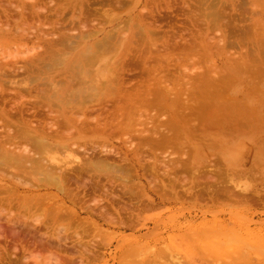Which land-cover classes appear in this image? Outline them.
I'll return each mask as SVG.
<instances>
[{
  "label": "bare ground",
  "instance_id": "obj_1",
  "mask_svg": "<svg viewBox=\"0 0 264 264\" xmlns=\"http://www.w3.org/2000/svg\"><path fill=\"white\" fill-rule=\"evenodd\" d=\"M120 1H122V0H117L116 2L113 0H106L105 2H103V6L101 5L103 7V9L101 8L102 10L100 11V9H93V7H92L93 3L91 0H12V1L0 0V34L2 33V36H4V37H12L13 36V37H15V39H17L19 41H26L27 40L26 42H28V40L29 41L34 40V42H35V40H36V41H38V43H40L39 41H42V40H45L46 38H49L51 35H52L51 37L54 36V38L56 36L57 39L59 38L58 41L51 42L47 47V48H49V46H50V48L48 50L49 52L47 51L48 55H51V53L53 55V53L55 54V52H56V50H55L56 46H57V48H59L60 46H62V48H63V46L65 47V45H67V46L71 45V48L73 47L74 37L70 36L71 32H72V34L75 32H77V33L80 32V36L86 35L85 37H87V38H85L84 41H86V39H88V38L92 39L91 36L94 37V35H95L94 32H96L97 34L100 33L98 31L102 32L103 31V30H101L102 28L99 30L98 26L102 25V27H104V25L101 24V22H100V25L98 22L95 23L96 19H99L101 21V18H102V19H104V21L105 20L110 21L114 18V21L112 20L111 22L115 23V21H116L115 17L118 19L117 16H119V15L116 16V15H114L116 13L113 14L112 11H114L115 9L114 10L113 9H104V5L106 3V5H108V7L111 8L112 5H114L116 3H118V4L121 3ZM101 2H102V0H101ZM199 2H200V0H199ZM260 2L262 4V1H260ZM204 3L205 2H203L202 5ZM206 3H207V0H206ZM98 4H100V3L98 2ZM121 4H123V1ZM256 7H258V6H256ZM210 8H209V10H210ZM262 9H264V8H262ZM205 11H208V10H205ZM215 11H216V9L214 10V12ZM223 11H224V9H223ZM179 12H180V10H179ZM199 12H201V11H199ZM155 13H156L155 11H152V12H150L149 15L147 12V13H144V14H146L145 16H142V17L139 16L140 23L143 26L142 27L143 29L141 32L144 33L143 35H145V36H143L142 43L137 47L139 49L138 53H140V54L143 53V56L142 57L139 56V58H136V56H137V53H136V55H134L135 58L132 60L123 58L121 62H118V63L116 62L112 65L110 63H108L111 66L105 70L106 73H110V75H109L110 78H108L107 80H105V78H104V76H106V78H107V74L104 73L105 71H103V69H102V71L105 75L103 73L97 74L99 71L96 73L95 70H92L95 72L93 75V72L92 71L90 72V70H88L90 68L87 67V66L93 67V65L96 63V61H97V63H96L97 65H98V63L103 64L102 62L100 63L98 61V58H99L100 54H101V57H103L102 55L108 53V52L105 53L106 51H104L102 49H104V46H105V48H107L109 43H111V42H109V40L107 39L106 36H105L106 37L105 40L106 39L108 40V41L106 40V42H108L106 45L102 46V48L98 47L99 46L98 43H100L101 42L100 41L91 47L89 46L91 48V50L89 51L87 48L88 52L87 51L86 52L88 54L86 53V55H85L84 53H82V54H84L83 56H85V59L82 58V61H81V59H78V60H80L78 62V64L79 63L82 64V65H79L80 66L79 70L84 68L87 71H89L90 73L87 72L86 70L82 69V72L85 71L86 74H88V76L85 75V77L89 78V79L87 78V80H86V78H84L85 72H84V74H81L78 71L77 75L79 77L82 76L83 78L80 77V79L82 78L81 79L82 82H80V81L78 82V80H75V81H77V82H74V84L77 83L76 86H74L73 81H74V79H76L75 77L77 75L75 74L76 71H75V68H73V67L78 66V64H77L78 60H76V64H74L75 66L71 65V67H70L71 69H74V71H75L74 74L76 75V76H74V79L71 77H70V79H68L72 82L73 85L71 84L70 81L68 82V80L65 79V77L62 78L63 79L62 80L61 75L60 76L57 75L60 78L61 82L60 81L57 82V80H55L57 78H55L54 81H56V82H54V84H53V81L51 80V77H48V78L45 77L46 76L45 70L47 68H49V69H47V71H49L50 67H52V65H50V64L48 65V63H46L47 59L45 58V54L47 52L45 49H47V48H45V47H44L45 49L40 48V50L43 49V50H45L46 53L44 51H39V52H42V54L37 52V55H35V56L32 55L34 58L31 57L32 59H29L27 61V62H29L27 65L24 64V66H20L23 64V62H22L19 66H17L18 65L17 61H16L17 63L12 62V61L8 62L9 61L8 59H7L8 61L5 60L8 63L0 62V176H1L0 179H1V182L3 183V181L8 180L11 183V181H13L12 179H9V177L11 176L10 178H14L16 181V182L13 181L12 185H15V189L19 190V189H21L22 186H23L22 188L25 187V185L23 184L22 181H28L30 178H33V179H35V182H36L35 184H32V185L29 184V183H33V181H34L33 180L31 182V179L29 180L30 182L28 181L29 185L26 184L27 185L26 188H29L28 192H30V191L31 192L32 191H37V192L38 191L39 192L45 191L46 195L45 194L44 195L47 197V199H51L53 201V203H52L51 200H47V199H43V198L40 199V195L37 192H35V195L37 193L39 198L38 197L36 198L35 195H33L34 198H32V196H30V195H27V196H30L32 199H29V203H28L29 205L28 204L25 205V203L28 200L27 199L28 197L27 196H26L27 198L24 197L25 195L23 194L22 200H21V198H20L21 194L20 193L18 196L17 191H15L16 193L12 192L13 190L11 188H14V186L13 187L10 186L11 188L8 189V188H5L3 185V187L5 189H8V190H5L4 188L0 187V194L5 193L7 195V198H8L9 196H11V194H9V193L12 192L13 194H15L14 195L15 198H17V199L20 198V201H23V202H18L15 200H13V201L11 200V202L15 201L16 203H19L18 206H16L17 204L15 202H14L15 204L13 203L12 209L14 212H12V215H13V213H16L15 211H17L19 214L13 215V216L7 215L8 217L4 216V218L0 217V219L5 220L4 222H6L4 224L3 221L0 220V264H20V263L22 264V262H24V260H25V263H27L26 260L29 261L28 259H30V257H27L25 255L26 257L24 258V256H23L24 259H22V258H20V256L18 257L17 253L19 252V253L24 254L26 252H29V250L31 248H34V249L38 248L36 250L37 251L36 255L34 254V252L33 253L31 252L32 253L31 254L32 260L31 259L30 260L31 261L34 260L35 264H41V263H44V264H96L97 261L101 262L99 260L103 259L104 253H100V248L102 249L104 242L100 243V241L98 240L100 245L102 244V246H100V245H98V241L96 239L94 240V242L97 241V243H94L92 241V239L91 240L85 239V237H87L89 234L91 235V234L95 233L94 230L99 228L98 225L100 223L97 224L96 222L91 221V219H89L87 221H84V220L79 221L78 215H77L78 212L75 209H72L69 211V208L66 207L67 203H70L72 206H76V207L83 209L85 211L88 209L85 207V206H87L85 203L86 202L85 199L87 197H89L88 199L92 200V201L90 200V202L96 204L95 207L96 206L99 207L97 205V203L103 202L104 200L105 201L107 200V202H109V204H110L109 208L105 207L104 210L99 211V212L94 211V209H95L94 208L93 213L97 216L99 215L98 217L101 221H104L105 223L109 222L111 225H114V226L125 225L126 224L125 223L126 221H124L125 218L127 217V219L129 218V220H131V216L133 215V217H134L135 212H136V214H138L141 211L140 212V215H141L144 213L142 211L149 213L151 211V207H155V209L157 208V210H158V208H160L158 206L156 207L155 204L153 206L150 203L149 204L151 206L147 205L146 203H143V205H140L139 203H130V204H128L127 202L123 203V202H125L124 197H126V195L129 196L130 199H132V198L136 199V196L141 193L140 191H139L140 193H138V191L135 189V186L133 187V185H132L133 182H135L134 179L137 178L136 177L137 175L133 171L135 168L133 169V166H132V164H130L126 155H124L122 152L119 151V149L115 148L114 146H112V145L109 146V144H107L108 141H111L112 138L116 137V136H114L115 134H117L116 132L124 133L125 131H127V132L133 133L134 128L137 126V124L139 126H141V125L145 126L146 125L147 122L146 121H140V119L137 118L138 114L135 113L136 110L139 111L138 109H141L144 106L155 105V107H158V109H155V110H159V108H160V109H162V111L164 109L169 110L170 108L176 109L175 107H180V109L183 110L185 108L183 103H184V100L186 98H188L187 100L190 104V99H189L190 96L188 94L187 95L189 97L188 96L187 97L185 96L186 98L183 97V99L184 98L185 99L184 100L182 99V102L180 101L179 98L177 99V97L180 96V94L184 95V94H186V92H190L192 90L191 89L190 91H188V89H187L188 86H185L186 83L184 84V86L187 87L186 88L187 91H185V93L184 92L181 93L179 91L178 92L179 95L177 94L178 96H176L174 94L175 89L171 88L169 86L171 83L168 84V82H169L168 74L164 73L165 75L168 76V77L165 76V79H163L159 74L156 75L157 73H160L161 71H164L165 69H167L166 67L169 66V65L167 66V64H164V63L168 62L166 59L169 58V55H170L172 49L174 48L175 44H173V43H174L175 39H174V41H172V39L174 38V36L176 37V35H173V34H175L173 32V27L169 25L168 19H170L171 17L166 12L165 13L168 16H166V14L163 13L166 16V17L164 16L166 19H167V17H170L166 20V19H163V16L160 15V13H157L158 14V17H157L158 21H163L162 22L163 24L161 23L162 25H158V24L156 25L155 22H157L156 21L157 14L155 16L154 15ZM212 13H213V11H212ZM212 13L210 11L209 15L212 16ZM68 14H70V16L66 17V15H68ZM175 14H177V13H175ZM201 14H204V13L201 12ZM216 14L218 16L216 15L214 17L215 20H217L218 22L223 21V19H222V18H224L223 13H222V15H221V12L220 13L218 12ZM225 14H227V13H225ZM178 15L180 16V14H178ZM198 15H199V13H198ZM204 15H206V14H204ZM189 16H191V15H188V17H187L188 19H189ZM191 17H192L191 20H193L194 17L193 16H191ZM216 17L217 18L219 17L218 19H220V20H218ZM242 17H244V16H242ZM147 18L149 20L152 19V21H155L154 23H152V22L150 23L152 26H150V24L147 23V22H149V20L148 21L146 20ZM179 18L180 17H178V19ZM199 18H203V16L202 17L200 16ZM209 18H210V16H209ZM231 19L229 21H231ZM90 20L92 22L88 23V22H90ZM119 20H120V18H119ZM172 20H173V18L171 19V21ZM236 20L237 19L235 18V21ZM108 21H107V25H108ZM137 21H138V19H137ZM165 21H166V24L168 25L167 29L163 28V26L165 25V23H164ZM217 21H215V28H216V26L217 27L219 26V25H217V23H218ZM226 21H228V20H226ZM111 22H110V24H111ZM117 22H118V20L116 21V23ZM238 22L239 21L237 20V23ZM87 23H88L89 27L87 26ZM93 23L98 24V25H96L97 28H95L96 31L92 29L93 27H90L91 25H94ZM188 23H191V22L189 21ZM198 23H200V22H198ZM201 23H203V22H201ZM220 23H218V24H220ZM259 23H260V21H259ZM138 24H139V22H138ZM125 25H127V23H125ZM211 25H214V22ZM233 25H232V27H233ZM236 25L237 24H235V26ZM181 26H182V24H181ZM185 26H186V24H185ZM228 26H230V24ZM189 27H191V26H189ZM255 27L256 26H254L253 28H255ZM257 27L260 28L259 26H257ZM116 28H118V27H116ZM97 29H98V31H97ZM227 29H229V28L227 27ZM237 29H238V27H237ZM137 30H138V28H137ZM190 31H188V32H190ZM118 32L124 33L122 30L118 31ZM197 32H195V33H197ZM178 33L180 34V31ZM183 33H184V31H183ZM224 33H226V32H224ZM249 33H251V32H249ZM27 34L30 35V36H28L29 38H27ZM109 34L107 36H109ZM221 34L222 33L220 32V35ZM237 34H239V33L237 32ZM258 34H260V33H258ZM127 35L128 34H126L125 36H127ZM139 35L140 34L136 35L133 38L139 37ZM47 36H49V37H47ZM88 36H90V37H88ZM112 36H114V35H112ZM141 36H142V34H141ZM186 36H188V35H186ZM256 36H257V34H256ZM259 36H261V35H259ZM75 37H76V35H75ZM158 37H162V44L166 45L165 49L158 48V45L161 42ZM234 37H236V36H234ZM237 37H240V35ZM262 37H263V34H262ZM262 37H261V39H262ZM82 38H84V37H82ZM76 39H78V37H76ZM263 39H264V37H263ZM262 40H259V41H262ZM34 42L32 44H34ZM68 42H69V44H67ZM70 42L72 44H70ZM106 42L104 41V43L102 42V43H100V45H103ZM38 43L36 42V44L40 46L41 43L40 44H38ZM75 43H76V41H75ZM78 43L79 42H77L76 44H78ZM143 43H145V44H143ZM36 44H35V46H36ZM83 44L84 43L82 42L81 46H83ZM116 44H119V43H116ZM44 45L46 46V44H44ZM79 45H80V43H79ZM79 45H78V47H79ZM114 45H112V47ZM183 45L184 44H182L181 47H183ZM95 46H97V48H98L97 49L98 53H100V49H101L100 54H98L94 50H93L94 52L92 51V47L95 49ZM188 46L187 47L185 46V48H187L186 50L189 49ZM135 47H136V45H135ZM37 48H39V47L37 46ZM37 48H36V50H39ZM76 48L77 47H75L74 50H76ZM109 48H107V50ZM69 49H70V47H69ZM72 49H71V51H73ZM178 49L179 48H177V50ZM36 50H34L35 51L34 53H36ZM59 50H61V47L59 48ZM181 50L184 51V48H181ZM61 51H60V53L63 52V51L62 52ZM102 51H104V52H102ZM111 51H113V48ZM174 51H172V52H174ZM68 52H70V50ZM73 52H75V51H73ZM89 52L96 53L95 54L96 56L92 53V57H90L91 54ZM263 53H264V51H263ZM66 54L60 58L63 59L66 56ZM97 54L99 56H97ZM56 55H58V56H56ZM56 55H54V56L55 57L61 56L60 54H57V52H56ZM23 56L26 57V55H23ZM69 56H71V54ZM93 56H95V57H93ZM104 56H106V55H104ZM109 56H111V54ZM13 58H15V57H12V59ZM50 58H48V59H50ZM60 58H59V60H57V58H55V60H51L49 62L51 63L52 61L57 60V62H59V63L55 62V64H60V61H61ZM108 58H111V57H108ZM106 59H107V57H105L104 62ZM65 60H62V62L64 63ZM68 60H69V58H68ZM99 60H101V59L99 58ZM24 61H26V60H24ZM101 61H103V60H101ZM170 61H172V60L170 59ZM180 61H182V60H180ZM4 63H6V64H4ZM105 63H107V62H105ZM111 63H112V59H111ZM193 63H194V61H193ZM242 64H244V63H242ZM53 66H54L53 68H55V65H53ZM59 67H63V66H58L57 68L59 69ZM139 67H141L140 68L141 73H138V71H137V68H139ZM44 68H46V69H44ZM70 68H69V70H71ZM42 69H43V71H42ZM56 69H54V70H56ZM247 69H248V67H247ZM68 72L70 74V71H68ZM167 72H169V71H167ZM72 73H73V71H72ZM79 73H80V75H79ZM33 74H37V76L35 77V76H33ZM74 74H72V75H74ZM100 74H103V75H100ZM145 74H147V76H145L143 78V76ZM51 75H53V74L51 73ZM90 75L95 76V78L98 77L99 80L98 79L94 80V77L90 76ZM99 75L101 77L102 76L103 77L100 79ZM183 75H185V74L183 73ZM63 76H64V74L62 75V77ZM179 76H181V75H179ZM90 77H91V80H90ZM195 77L197 78V76H195ZM66 78H67V76H66ZM77 79H79V78H77ZM178 79H179V77H178ZM178 79L176 78V81ZM100 80H102V81H100ZM103 80H105L106 82L104 83ZM148 80H150V81L156 80L155 85H158L156 92L152 88V84L149 83L150 81L148 82L149 85L148 86L146 85V82ZM63 81H64V85H63ZM65 81H67V82H65ZM172 81H173V79H172ZM102 82H103V84H102ZM183 82H185V81H183ZM56 83H59V84L62 83V84H60V86H62V85L63 86L67 85V86L65 88H63V86L60 88L59 84L56 85ZM65 83H68L69 85L68 84L65 85ZM180 83H181V81H180ZM12 85L14 87H12ZM50 85H51V88L53 86L55 89L49 88ZM54 85L58 86V89ZM190 85H191V83H190ZM198 85H200V83ZM36 86H38V88ZM41 86L42 87L47 86L46 89L49 88L52 90V92L56 91V89H57V92L52 93L51 90H48V89L46 90L48 92H46L45 89L44 90L42 89L43 91H41ZM11 87L13 89H10ZM76 87H78V88H76ZM203 87H205L204 89H206L205 85ZM179 88H180V85H179ZM191 88H193V87L191 86ZM152 91H154V92H152ZM194 92H196V91H194ZM197 93H199V92H197ZM194 94H196V93H194ZM182 95L180 96L181 98H182ZM196 95H198V94H196ZM204 95H202V96H204ZM207 95L209 98L212 97V95H210V94H207ZM191 97L194 98L195 96L193 97V95H192ZM196 97H198V96H196ZM204 97H206V96H204ZM215 97H216V95H215ZM153 98H154V100H153ZM192 98H191V100H192ZM199 99H200V97H199ZM201 99H203V98L201 97ZM205 100H208V98L206 97ZM196 101H194V102H196ZM211 101H212V99H211ZM185 102H186V100H185ZM206 102H208V101H206ZM206 102L205 103L200 102V103L201 104L203 103L206 105ZM187 103H185V104H187ZM201 104L198 103L197 105H199L201 107V106H203ZM212 104H214V103H212ZM193 105L194 104H192V105L187 104V106H189V107L186 106L187 108H185V111H187L189 108H190V110H192L191 106H193ZM195 106H196V104H195ZM207 106H208V104H207ZM207 106L204 107V109L208 110V112H211L212 109L209 111V108H211L212 106L209 105L208 109H207ZM196 108H197V106H196ZM145 109L149 110L150 107H149V109H148V107ZM199 109H201V111H202V108H199ZM155 110L153 109L152 111H155ZM181 110H175V111H181ZM132 111H133V114H136V116L135 115L134 116H135V119L136 118L138 119L137 121L135 120V122H134L132 119H130V120H132L131 124H127L126 123L127 120L125 121V119H127V117L125 119L124 118L119 119L122 116L125 117L124 113H126V112L129 113L128 116L132 118V116H130V115H132V113H131ZM165 111L167 112V110H165ZM165 111H163V112H165ZM185 111L182 113H179V116L185 115V118H187V119L191 117V120H193L192 122H194L195 118L192 119V116H193L192 114L194 112L190 111L191 116H188L190 114V112L188 111L189 112L188 113ZM198 111L201 112L200 110H198ZM198 111H196V112H198ZM242 111L243 110H241V113H243ZM58 112H60V113L62 112L61 113L62 116L59 115ZM237 112L240 113L239 111H237ZM143 113H141V114H143ZM186 113H188V115H186ZM220 113H221V111L219 112V114ZM204 114L205 113H203V116H204ZM256 114H258L257 111H256ZM161 115H163V113ZM215 115H216V113H215ZM248 115H250V112ZM169 116H170V114H169ZM179 116H178V118H179ZM186 116H188V117H186ZM197 116H198L197 119L199 120V121L196 120V122L198 121L197 123H199L201 121L200 119H203L202 120V122H203L206 120V118H207V120H208V118H211V117H208V115L207 116L205 115L206 116L205 119L200 114L195 115V117H197ZM220 117H221V114H220ZM256 117H259V116L256 115ZM140 118H142V117L140 116ZM154 119H156V117H154ZM154 119L152 117V120H154ZM168 119H166V121H167V125L170 127L171 126L170 124L173 125L174 121L172 123V118H170L169 119L170 123H169ZM258 119L261 120V117H259ZM263 119H264V117H263ZM157 120H160L159 117ZM180 120H182V118ZM188 120H190V119H188ZM211 120H212V118H211ZM235 120H237V119L234 118V121ZM243 120H245V118ZM243 120L241 122L242 124L240 123L241 120L239 121L238 124H240V125L237 126L238 128L240 126V129H241V127H244L246 125H247V127H249V129H250V127H254L252 124H250L252 122H249L248 118H247V120H248V124H250L249 126H248L247 122L246 123L244 122V125H243ZM254 120L256 121V118ZM219 121H220V123H218ZM219 121H217L215 123H217V125L220 124L221 130L223 128L224 131H227L224 128L225 127V123L223 124L224 120H219ZM156 122L155 123L158 124V121H156ZM202 122H200L201 126L204 124V126L207 127L205 125L206 121L203 124H202ZM183 123L188 124L185 121H183ZM211 123H214V121ZM261 123H263V122L261 121ZM193 125H194V123H193ZM217 125H214V127L215 126L217 127ZM262 125L264 127V124H262ZM174 126L176 128L175 127L174 128L172 127L170 129L167 128V130L170 132H172L174 130L176 132V129H177V131L180 130V132L183 130V129L182 130L180 129L181 127L177 128L176 125H174ZM189 126H191V123ZM196 126H197V124H196ZM201 126H200V128H201ZM227 126H228V124H227ZM150 127H151V125H150ZM258 127H260V132H261L262 127L260 125ZM258 127H257V130L254 128L256 130V133L259 130ZM136 128H138V127H136ZM141 128H143V127H141ZM193 128H194V130L196 129L195 127H193ZM227 128L229 129V127H227ZM158 129L159 128L156 127L152 130L149 129V131H147L145 133L143 132L146 135H144V137L142 135V138H141V136L138 137V132H137V134L133 133L131 136L134 139L132 140V138H131V141H134L137 138L138 143L136 142V140L134 141L136 144L133 142H130L129 147L131 150H132V148L135 149L134 150L135 155L142 158L143 164H145L146 166H147V163L151 165L150 166L151 169H149L152 172V173L150 172V175L153 176V178L152 177L151 178L154 179L158 183L157 189L155 187L156 185H152V187H155V189H154L155 193L157 192V194L160 195L163 202H165L166 200H168L170 198H171V200H174L175 198L180 199V198L187 197L188 195H190V199L191 198L193 199V202L194 201L199 202L200 199L203 200L205 198V197H203V195H205V193L207 195L208 192H209L208 195L210 194L209 196L211 198L214 199V197H216L214 200H217L220 197L226 198L227 196H229L230 199L231 198L234 199L237 197V200H239L238 197H240V196H242V194H244L243 190H242L243 191L242 193H239V190L238 191L235 190V193L238 192L240 194V196L238 194V196L234 197L233 194H235V193H233L234 190H232L233 192L231 191V187L235 186V185H232V183H235V182H233V179L229 176H228L229 178H227V180L229 181L231 187L229 186L228 183L225 185L227 188L230 187V189H227L226 187L224 189V186H222V185L218 189V187H216L217 183H214L215 181L213 182V184L210 182L212 180V178H215V177L210 173L208 175H206L207 172L202 173L201 170H200L201 173H199V171L196 170L197 173H190V176L188 175V172L186 173L187 174L186 177L180 176V175H182L180 173L185 170V169H183L182 171H179L180 170L179 168L181 167L182 164H183V167L185 166L184 161H183V163L181 162L182 163L181 165H178V166H180L179 168H176L177 165L175 167L174 164H176L175 158L177 156H175V157L172 156V157L166 159L167 155H168V151H167V155L162 153V151H161V154H160V152L158 154L156 152L155 148H157V147L161 148V149L165 148V150H167L170 147V145H172L175 148L174 147L170 148V151H171V149L175 150L177 148V150L179 149L180 152L182 153V151H183L182 148L186 142L181 143L182 141L180 140V137H182V135L184 136V133L182 131L181 132L182 134L179 137V140H177V136L175 137V134L172 135L174 132L171 134L167 130L162 128V130L163 131L165 130L166 132L163 133V132H161L162 130L160 129L162 136H159L160 135L159 134L157 137V133L159 131ZM244 129L242 128V130H244ZM246 129H248V128H246ZM198 130H201V129L198 128ZM231 131H233V130L231 129ZM187 132H189L188 129H187ZM200 132H202V131H200ZM166 133L167 134L169 133V135H167ZM253 133L255 134V131ZM170 134L172 136H174L175 138L170 136ZM188 134H191V133L189 132ZM226 134L227 133H225L224 135H226ZM191 135H190V138H193V137L196 138L197 137L194 135L192 137ZM155 137H157L158 139H159V137H160V139L163 137V140L158 141V139L157 140L154 139ZM219 137H221V135ZM195 138H193V139H195ZM179 141H181V142H179ZM215 141H217V140H215ZM219 141H221V140H219ZM206 142H207V140H206ZM208 143H209V141H208ZM212 143H213V141H212ZM208 145H207L206 149L208 148ZM261 146H262V144H261ZM262 148H264V147H262ZM179 150H178V153H179ZM200 150H203V149H200ZM145 153L147 154L146 156L144 155ZM176 153L173 152L174 155H176ZM255 154H258V153H255ZM159 156H163L165 158L164 160H168L169 164H167L168 162L166 163V162L160 161V160H163V158L160 159ZM169 156H171V155H168V157ZM258 156H257V158L260 160V162H262L261 161L262 157H260L261 155H258ZM173 157H174V159H172ZM259 160H258V162H259ZM180 161H181V159L179 160V158H178L177 164ZM204 162H205V160H204ZM260 162H259V164H260ZM185 163H186V161H185ZM207 163H208V161H207ZM209 163H210V160H209ZM208 164L205 166L206 168L208 167ZM160 165L163 166V167H161V169L163 168L162 169L163 172H161V169L159 171ZM204 165H205V163H204ZM211 166H213V165H211ZM183 167H181V169ZM215 168H217V167H215ZM131 169H132V171H131ZM189 169L191 172L192 170L190 167H189ZM189 169H188V171H189ZM245 169H243L244 170L243 173H246V172H248V170H250L249 167L247 168L248 170L247 169L245 170ZM207 170H209V169H207ZM220 170H222V169L220 168ZM253 170L251 169V171H253ZM8 171L9 172L12 171V172L9 173ZM178 171L180 172L179 173L180 175L178 174ZM185 171H187V170H185ZM196 171H194V172H196ZM202 171H203V169H202ZM213 171H214V169H213ZM213 171H212V169H210V172H213ZM217 171H218V169H217ZM217 171L216 172L214 171L213 174H215L216 176H219V174H218L219 171L218 172ZM254 171H256V170H254ZM250 172H248V173H250ZM103 173L107 174L106 178H107L108 183H111L113 186L116 184L117 186L120 185L122 187V189H121V195L122 196L116 195L114 193L115 191H113V189H109L105 185V183L103 181L106 180V178L103 179V177H104L102 175ZM220 173L222 174V175L220 174V176H219L220 178H221V176H224L226 174V173H224V171L220 172ZM9 174H11V175L8 176ZM147 174H145V175L148 176ZM160 174H163V178L161 177L162 175L160 176ZM237 174L238 175L242 174L241 170ZM252 174H251V176H252ZM134 175H135V178L133 177ZM160 177H161V179H160ZM138 179H140L139 176H138ZM152 179H150L149 183L152 181ZM164 179L168 180L167 181L168 183H166V181ZM213 180H216V179H213ZM227 180H224V181L227 182ZM153 181L151 182L152 184L155 182V181L154 182ZM216 182H219V180H217ZM224 183L225 182H223V185H224ZM218 185H219V183H218ZM141 186L142 185L140 183V187ZM233 188L236 189L235 187H233ZM89 189L91 191H88ZM134 189L136 191H134ZM10 190H12V191H10ZM53 190H55L57 192V196H55V194L53 193ZM22 193H24V191ZM144 193H145V191L143 192V194ZM250 193H249V197H251V198L248 197V199H249V201L252 200L255 204L256 200L253 198L255 196L254 195H253V197L250 196L251 195ZM144 195L147 196L146 194H144ZM191 195L193 197H191ZM45 196H43V197L45 198ZM139 196H138V199H139ZM145 196H142V197L140 196V198H143ZM262 196H264V195H261V198H263V200H264V197H262ZM115 197H116L117 201H115L116 200ZM229 197H227V198H229ZM3 198H4V196L0 198V201L2 202V203H0L1 204L0 205V215H4L3 211L4 212L7 211L8 209H10L8 207L11 206L10 205L11 202L8 201L10 197L8 198V200H6V198H4V200H2ZM11 198H13V195L11 196ZM23 198L24 199L26 198L25 199L26 201H24ZM35 199H40V201H37V202H41L42 206L39 205V203H38V205L34 204L35 205L34 206L31 201L34 202ZM42 199L44 200V203L45 202L48 203V201H50L52 203V205H51V203L50 204L46 203L48 207L47 206H45L47 208L43 207L44 203L41 201ZM138 199H136V200L138 201ZM245 199H247V198H245ZM45 200H47V201H45ZM224 200H227V199H224ZM257 200H259V199H257ZM183 201H185V200H183ZM222 201H223V199H221V201H219L218 203H220ZM231 201H234V200H231ZM243 201H244V199H243ZM30 202L32 205H30ZM81 202H83L85 205H83V203H81ZM116 202L119 203V204H117L118 205L117 207H115ZM215 202H217V201H215ZM244 202H245V204L249 205V203L251 201L249 203H246V200H245ZM244 202H242V203H244ZM257 202H260V201H257ZM257 202H256V204H257ZM20 203H22V204H20ZM225 203L226 202H224V205H225ZM134 204H136V205H134ZM227 204H226V206H227ZM251 204H252V202H251ZM14 205H15V207H17L16 208L17 210H14L15 209ZM5 207H7V208H5ZM31 207H33L35 209L36 208H38V209L44 208L43 210L49 214L51 213V215L47 214L46 220H45V217L43 216L44 217L43 221L35 219L30 224L29 223L30 221L28 222V219H27L28 217L25 218V216L21 215V209H22V211H24L23 213L25 214L26 210L30 211ZM92 207H94V206L92 205ZM220 207H221V205H220ZM227 207H229V206H227ZM48 208L49 209L51 208L52 211H49ZM148 208H150V209H148ZM155 209L152 208V210H155ZM111 210H113V212ZM10 211H12V210L10 209ZM10 211L5 212V215L7 213H9ZM31 211H32V209H31ZM31 211H30V213H31ZM155 212H157V211L155 210ZM39 213H40V211H39ZM80 214H81V212H80ZM115 214L117 216V219H116V217H114ZM107 215H109V216L113 215V217L110 218ZM123 215H127V216L124 217ZM121 216H123V217H121ZM48 217L50 219H48ZM134 218H136V216ZM62 222H66L69 226L75 227V230H74L75 233L74 234L76 235L75 236L76 239H75V241H72L71 243L76 242L75 244L79 247L77 249V247L75 245V247H76L75 249L77 250V252H76L77 254H73V255L68 254L69 255L68 257L64 256L63 253L61 254L59 251H56L55 248L56 247L58 248V246L60 247L61 242H63V244H65L64 242H66V241L68 242V240L70 238H72L71 234H70V237L69 236L64 237L61 235L62 233H61V230H59V229L58 230L56 229L57 231H55L56 233L54 235H48V237L45 234H49L51 232L43 233L46 231H51L59 223H61V224H59L57 228H59V227L62 228L61 225L64 224ZM127 222H129V221L127 220ZM132 222H130V224H132ZM126 225L129 226V223H127ZM128 226H123V227H125V228L127 227V229L130 228V230H135L134 229L135 223L132 224V226L134 228L132 226H130V227H128ZM65 228H68V226L64 227V230H66ZM131 228H133V229H131ZM43 229L46 231H44ZM136 229H138V228L136 227ZM42 230H43V232H42ZM38 234H39V236L41 234V237H39L40 239L37 238ZM43 235H45L48 238V240H47V238H45V236L43 237L44 238V240H43L42 239ZM93 237H96V236H93ZM124 238L127 239L128 237L127 238L124 237ZM146 238H147V236H146ZM137 243H139V242H137ZM95 244H96V246H95ZM62 246H61V248H62ZM72 246L74 247V245H72ZM67 247H69V246L67 245ZM120 247L118 245V250ZM10 248H11V250H10ZM210 248H212L214 250L219 249V247H210ZM163 249L159 250L160 252L158 251L159 254H157V252H151L147 257H145V259H143L141 262L137 263V262H135L136 258L134 259L133 256H136L137 253H138V255H140V253H139L140 249L138 248V246L136 244H134L128 250H126L122 253L118 252L115 255L116 260H114V261H116L119 264H184V263H186L185 260H184L185 262L183 263V259L180 260L179 256L177 259L176 255H175L176 258L175 257L172 258V255H170V258H169V255H167L166 250L164 252ZM59 250H60V248H59ZM251 250L253 251L252 248H248V250L245 253L244 252L241 253V255H244L243 259L245 260L243 262V264H264V254H262L261 252H259V253L255 252L253 254V252ZM44 251H46V253H44ZM62 251L63 252L65 251L64 254L67 253L66 250H64V248ZM234 252H235V250H224V249L217 251V253H219L221 256L232 255ZM41 253H44V254H41ZM163 253H164V255L168 256L166 258L163 255V257L166 259H164L162 257ZM193 259L194 258H192L191 261ZM228 259H230V258H228ZM21 260H23V261L20 262ZM203 260H204V264H213L211 262V260H209L207 258H205ZM229 262L230 261H228L226 259V262H222L221 264H240L238 262L237 258H232L231 263H229ZM193 263L196 264L195 261Z\"/></svg>",
  "mask_w": 264,
  "mask_h": 264
},
{
  "label": "rangeland",
  "instance_id": "obj_2",
  "mask_svg": "<svg viewBox=\"0 0 264 264\" xmlns=\"http://www.w3.org/2000/svg\"><path fill=\"white\" fill-rule=\"evenodd\" d=\"M10 1H12V0H10ZM91 1L93 3L92 4L93 9H100V11H101L103 9V7H102L103 2H105L106 0H104V1L102 0V2H101V0H91ZM113 1L116 2L117 0H113ZM122 1H123V4H121ZM122 1H120L121 2V3H119L120 5L118 3H116V4L112 5L111 8L108 7V5H106V3L104 5V9H113V10L115 9L114 10L115 12L114 11H112V12H113V14L116 13V14H114L116 16L119 15V16H117L118 19L115 17L116 21L118 20L117 23H116V21H115V23L111 22L112 20L114 21V18L110 21L105 20L106 22L102 18H101V21L99 19H96L95 23L98 22L100 25V22H101V24L104 25V27H102V25L98 26L99 30L102 28L101 30H103V31L101 32V31H98V29H97V31L100 32L98 34L93 31L95 33L94 37L91 36L92 39L88 38V39H86V41H84L85 38H87V37H85L86 35L80 36V32L77 33L74 31L76 34L75 33L72 34V32H71L70 36L74 37L73 41L75 44V45L73 44V47L74 48L77 47V48H76V50H74L73 47H72L73 49L71 48V45L70 46L65 45V47L63 46V48H62V46L59 45L61 47V50L64 52L63 53L61 50H59L60 47L57 48V46H56L55 50H56L57 54L61 55L59 57L54 56V55H56V52H55V54L53 53V55L51 53L52 56L48 55V52H49L48 50H49L50 46H49V48H47V47L51 42L58 41L59 38L57 39L56 36H55V38H54V36L51 37L52 35L50 37L47 36L49 38H46L45 40L39 41L41 43V45L39 46L36 44V42L38 43V41H36V40H35V42H34V40H32L34 42V44H32L33 43L32 41H29V40H28V42H26L27 40L26 41H19V40L15 39V37H13V36L12 37H4V36H2V33H1L0 36L3 39L0 37V62L8 63L11 61L12 62L17 61L18 62V63L16 62L18 64L17 66H19L22 62H23V64L20 66H24V64L27 65L29 63V62H27L29 59H32V58H34L33 56L37 55V52L42 54V52H39V51L45 52V50H46V52L48 51L47 53L45 52L47 55L43 52L45 54V58L47 59L46 63H48V65L49 64L52 65V67L49 66L50 67L49 71H47V69H49V68H47V69L44 68V69H46L45 70V73H46L45 77H47V78L51 77V80L53 81V84H54V82H56V81H54L55 78H57V79H55V80H57V82H59V81L61 82L60 78L58 77L60 75H61V79L65 77V79L68 80V79H70V77L74 79V76L77 75L78 71L81 74H84L85 71L82 72V69H84V68L79 70V67H80L79 65H82V64H80V63L78 64V62L80 61L78 59H81V61H82V58L85 59V56H83V55L84 54L86 55L88 50L89 51L91 50V48H90L91 46H93L94 44H96L100 41H101L100 43H102V42L104 43V41L106 42V40L108 39L109 42H111V43H109V45L111 47L109 45L107 47V48L110 47L108 50L104 46L108 42H106L103 45H100V43H98L99 44L98 47L102 48V46H104V49H102V50L106 51L105 53L108 52L107 54H104L106 56L102 55L103 57H101V54H100L101 49H100V53H98L97 52L98 51L97 46H95V49L92 47V51L94 50L95 52L100 54V56L98 54H97V56H99V58L103 61L99 60V58H98V61L100 63L102 62L103 64L98 63V65H99L98 66L96 64L97 63V61H96V63L93 65V67L91 66L92 68L87 66L88 68H90V69L87 68L88 70H90V72L92 70H95L96 73L99 71L97 74L103 73V71L108 69L112 64H114L116 62L117 63L121 62L123 58L132 60L135 58L134 55H136V53H137L136 58H139V56L140 57L143 56V53H141V54L138 53L139 49L137 47L142 43L143 36H145V35H143L144 33L141 32L143 29L142 28L143 26L140 23L139 16H141V17L145 16L146 14H144V13H147V12L149 15L150 12H152V11L156 12L154 14L155 16L157 13H160V15L163 16V19H166L165 17L169 15L171 17V18L167 17V19L170 18V19H168L169 25L173 27V32L175 33L173 35H176V37L174 36V38L172 39V41H174V39H175V41L173 43V44H175L174 48L173 49L171 48L172 51H174V50L175 51L174 52L171 51L169 58L166 59L168 62L164 63V64H167V66L169 65L168 67H166L167 69H165L164 71H161L160 73H157L156 75L159 74L163 79H165V76H167L165 74H168V76H169V77L167 76L169 79L168 84L171 83L169 86L171 88L175 89L174 94L176 96L179 95V93H178L179 91L181 93L182 92L185 93V91H187L186 90L187 87H185V86H188V88H187L188 91H190L192 89L190 92H186V94H184V95L180 94V96L182 95V98L180 96H178L177 99L179 98L180 101L182 102L183 97H185V96L187 97L189 95L190 97L189 96L188 97L190 99V104L187 100L188 98H186V97H185L186 99L184 98L186 100V102L183 99L184 100L183 104H184L185 108L189 107V106H187V104L188 105L194 104L193 106H191V109L193 111L190 110V108L187 111H185V108L183 110H181L180 107H175L176 109H173V108H170L169 110L164 109L163 111L167 110V112L166 111L163 112L162 109H160V108H159V110H155V109H158V107H155V105H153L154 107L150 106V105L144 106L141 109H138L139 108L138 107L137 109L139 111H137L136 109H135L136 112L134 110L133 111L136 114H138L137 118H139L140 121H146L147 123L145 126H143V125L139 126L137 124L136 127H138V128L135 127L136 129L134 128L133 133L137 134V132H138V137L141 136V138H142V135L144 137V135H146L144 133L149 131V129L152 130V129L157 127V128H159L158 129L159 131L157 133V137H158L159 134H160L159 136H162L161 132H163V133L166 132L165 130H167V128H169V129L172 127L174 128L175 127L174 125H176L177 128L181 127L180 129L181 130L183 129L182 131L184 133V136L182 135V137H180L182 134L181 133L182 131L180 132V130H178L179 132L177 131V129H176V132H175V130L172 132H170L168 130L167 131L171 134L174 132L172 135L175 134V137L177 136V140H179V137H180V140L182 142L181 141H179V142H181V143L186 142L182 148L183 149L182 153L180 152L179 149H178L179 150V153H178L177 148L175 149L176 151L174 149L173 150L171 149V151H170V148L174 147L172 145H170V147L168 146L169 148L168 149L166 148L167 150H165V148L161 149V148L157 147V148H155L156 152L158 154L160 152V154H161V151H162V153L167 155V151H168V155H171V156L168 157V155H167L166 159H168L172 156H174V157L177 156L176 157L177 159L175 158L176 164H174L175 167L177 165L176 168H179L180 166H178V165H181L184 161L185 166L183 167V164H182L181 167H183V168L181 169V167H180L179 171H182L183 169H185L187 171L184 170L181 173L178 171V174L179 173L182 174V175L179 174L180 176L186 177L187 172H188L189 176H190V173H197V171H199V173H201V172L206 173L207 172L206 175H208L210 173L215 177V178H212V180L210 182L213 184V182L215 181L214 183H217L216 184L217 186L216 185L215 186L218 187V189L221 185L224 186V189H225V187H226L225 184H227V183L230 186V183L227 180V178L231 177L233 179V182H235V183L231 182L232 185H235L232 187L230 186L231 191L234 190V192L232 191L233 193H235V190H237V191L239 190V193H242L244 191L243 192L244 194H242V196H240V194L238 192L233 194L234 197L238 196V194H239V196H240V197H238L239 200H237V197L236 198L233 197L234 199H232V198L230 199L229 196H227L229 198L220 197L219 199L214 200L216 197H214V199L211 198L209 196L210 194L208 195V193H209L208 192L207 195H206V193H205V195H203V197H205L203 200H201L199 198L200 199L199 202L194 201L195 203L193 202L192 198L190 199V195H188L189 197L187 196V197L180 198V199L175 198L174 200H171V198H170V199L166 200L165 202H163L160 195H158L157 192L155 193V190H154L155 187L157 189L158 183L154 179H152L153 176L150 175L151 170H149V169H151L150 168L151 165L148 163H147V166L145 164H143L142 158L135 155V153H134L135 149L132 148V150H131L129 147L130 142L135 143L134 141L136 140V142H137L138 139L136 138L134 141H131V138H132V140L134 139L131 136L133 134L131 132H127V131H125L124 133L116 132L117 134L114 135L116 137L112 138L111 141H108L107 144H109V146L110 145L114 146L115 148L119 149L120 152H122L124 155H126L130 164H132L133 169L135 168L133 171L137 175L136 176L137 178L134 179L135 182H133V184H132L133 187L135 186V189L138 191V193H140V192L142 193V194L141 193L139 194L141 197L145 196L144 194L147 195L143 198H140V196L137 195L136 199H138V196L140 199V200L138 199V201L136 199H133V198L130 199L129 196L126 195V197H124L125 202H123V203H126V202L128 204L139 203L140 205H143V203H146L147 205L151 204L153 206L155 204L156 207L158 206L160 208H158V210H157V208L155 209V207H151V211H150L151 213L142 211L144 213L141 215H140L141 211L138 214H136V212H135L134 215L136 216V218H134L135 216L133 217V215L131 214L132 215L131 220H129V218L127 219V217H126L124 221H126L125 222L126 224L129 223V226L126 224L123 226L130 227V226H132L133 223H135V226H134L135 228L132 226L135 230H130V228L127 229V227L125 228L122 225L121 226H118V225L114 226V225H111L109 222L105 223L104 221H101L99 219V217H98L99 215L97 216L93 213L94 211H96V212L102 211L105 209V207L109 208L110 204H109V202H107V200L106 201L104 200L103 202L97 203V205L99 207H97V206L95 207L96 204L90 202L91 199H88L89 197H87L85 199L86 202L85 201L84 202L87 205L85 207L88 209L85 211L83 209L76 207V206H72L70 203H67L66 207L69 208V211L72 209H75L79 213L78 214L76 212L78 215L79 221H81V220L87 221V220L91 219V221H94L97 224L100 223L98 225L99 228L94 230L95 233H93L91 235L89 234L90 236L88 235L87 237H85L86 240L92 239L93 242L95 239L97 241L99 240L100 243L104 242L102 249L100 248V253H104L103 259L99 260L101 262L97 261V263L98 264H119L116 261H114V260H116L115 255L118 252L122 253V252L130 249L134 244H136L138 246V248L140 249L139 250L140 255H138V253H137L136 256H133L134 259L136 258L135 262H137V263H139L143 259H145V257H147L151 252H157V254H159L158 251L163 249V248H164L163 249L164 252L166 250V253H167V255H169V258H170V255H172V258H174V257L176 258V256H177V259L179 256L180 260L183 259V263L186 261V263H184V264H194L193 263L194 261L196 262V264H204L203 259H205V258L211 260V262L213 264H221L222 262H226V259L228 261H230L229 263H231L232 258H237L238 262L240 264H243V262L245 260L243 259L244 255H241V253L242 252L245 253L248 250V248L253 249V251L251 250L253 252V254L255 252H258V253L261 252L262 254H264V200H263V198H261V195H264V148H262V147H264V145H263L264 144V133H263L264 127L262 125V124H264V119H263V117H264V53H263V51H264V39H263V37H264V9H262V8H264V0H214V1L213 0H207V3H206V0L205 1L200 0V2H199V0H195L197 3L194 0H122ZM260 1H262V4ZM98 2L100 4H98ZM203 2H205V3L202 5ZM256 6H258V7H256ZM209 8H210V10H209ZM215 9H216V11L214 12ZM223 9H224V11H223ZM179 10H180V12H179ZM205 10H208V11H205ZM199 11H201L202 13H204L206 15L201 14V12H199ZM210 11H211V13L213 11V13L215 15L213 13H212V16L209 15ZM218 12L219 13L221 12V15L223 13L224 18H222L223 21H220L221 23L218 22L217 20H215V18H214L217 15L216 13H218ZM163 13L166 14V16ZM175 13H177V14H175ZM198 13H199V15H198ZM225 13H227V14H225ZM178 14H180V16ZM188 15L193 16L194 17L193 20H191V18H192L191 16H189V19H190L189 20L187 18ZM241 15L244 17H242ZM69 16H70V14L66 15V17H69ZM177 16L180 18L178 19ZM200 16L201 17L203 16V18H199ZM209 16H210V18H209ZM157 17H158V14L156 16L157 22L152 21V19L149 20L148 19L149 17L146 19L147 21L149 20V22H147V21L146 22L148 24H150L151 22L152 23L155 22L156 25L157 24L162 25L163 21H158ZM119 18H120V20H119ZM172 18H173V20L171 21ZM229 18L230 19L232 18L231 21H229L230 20ZM235 18L239 21L238 23H237V20L235 21ZM137 19H138V21H137ZM214 20L217 21L218 23H220V24L217 23V25H219V26L218 27L216 26V28H215V21ZM218 20H220V19H218ZM226 20H228V21H226ZM107 21H108V25H107ZM189 21L191 23H188ZM259 21H260V23H259ZM91 22L92 21L90 20V22H88V23H91ZM110 22H111V24H110ZM138 22L140 25L138 24ZM198 22H200V23H198ZM201 22H203V23H201ZM213 22H214V25H211V24H213ZM88 23H87V26L89 27ZM125 23H127V25H125ZM164 23L166 26L164 25L163 28L167 29L168 25L166 24V21ZM180 23L182 24V26ZM184 23L186 24V26ZM229 24L231 27L228 26ZM235 24H237L236 26L238 27V29L235 26ZM96 25H98V24L91 25L90 27H93L92 29L96 31V29H95V28H97ZM232 25L234 28L232 27ZM150 26H152V25L150 24ZM189 26H191V27H189ZM254 26H256V27L253 28ZM257 26H259L260 28H258ZM116 27H118V28H116ZM227 27L229 29H227ZM115 28L118 31L122 30L124 33L118 32ZM137 28H138V30H137ZM177 31L178 32L180 31V34ZM183 31H184V33H183ZM188 31H190V32H188ZM219 31L222 33L221 35H220ZM195 32H197L198 34ZM224 32H226V33H224ZM237 32L239 34H237ZM249 32H251V33H249ZM258 33H260V34H258ZM261 33L263 34V37H262ZM74 34L76 35V37H78V39H76ZM108 34H109V36H107ZM111 34L114 36H112ZM126 34H128V35L125 36ZM135 34L136 35L140 34V35H139V37L133 38L136 36ZM141 34H142V36H141ZM256 34H257V36H256ZM186 35H188V36H186ZM239 35H240V37H237ZM259 35H261V36H259ZM28 36H30V35L27 34V38H29ZM105 36L107 37L106 40H105V38H106ZM234 36H236V37H234ZM82 37H84V38H82ZM88 37H90V36H88ZM261 37L263 40L261 39ZM158 38L161 41L159 43V45L157 44L158 48L165 49L166 45L162 44V37H158ZM259 40H262V41H259ZM75 41H76V43L79 42L80 45H79V43L76 44ZM82 42L84 43L83 46H81ZM40 43H38V44H40ZM116 43H119V44H116ZM35 44H36V46H35ZM44 44H46V46ZM67 44H69V42ZM70 44H72V43L70 42ZM143 44H145V43H143ZM182 44H184L186 47L189 45L188 48L190 50L189 49L186 50L187 48H185L184 45H183V47H181ZM78 45H79V47H78ZM112 45H114V46L112 47ZM135 45H136V47H135ZM37 46L39 48H37ZM35 47L39 50H36ZM44 47L47 49H45ZM69 47H70V49H69ZM176 47L179 49L177 50ZM40 48H44L45 50H43V49L40 50ZM87 48H88V50H87ZM112 48H113V51H111ZM181 48H184V51H182ZM68 49L70 50L71 53L68 52L69 51ZM71 49L75 52L71 51ZM34 50H36V53H34L35 52ZM60 51L62 53H60ZM104 51H102V52H104ZM93 52H89L91 54L90 57H92ZM82 53H84V54H82ZM65 54H66V56L63 59H61L60 57H63ZM70 54H71V56L72 55L73 56L72 57L69 56ZM93 54L95 55L96 53H93ZM110 54H111V56H109ZM23 55H26V57H24ZM56 56H58V55H56ZM95 56H93V57H95ZM12 57H15L16 59L13 58L14 59L13 60ZM54 57L57 58V60H59V58H60V60H61L60 64H55V62H57V60L52 61L53 63L49 62L51 60H55ZM105 57H107V59L105 60V62H107V63L104 62ZM108 57H111V58H108ZM48 58H50V59H48ZM68 58H69V60H68ZM111 59H112V63H111ZM170 59L172 61H170ZM5 60H7L8 62ZM24 60H26V61H24ZM62 60H65L64 63L62 62ZM76 60H78L77 61L78 66L74 65V64H76ZM180 60H182L183 62ZM193 61H194V63H193ZM240 61L244 64H242ZM6 63H4V64H6ZM57 63H59V62H57ZM108 63H110L111 65H109ZM53 65H55V68H53L54 67ZM71 65L75 66L73 68H75L76 72L74 71V69L70 68ZM58 66H63V67H59V69H60L59 70L57 68ZM247 67H248V69H247ZM69 68L71 70H69ZM140 68L141 67L137 68L138 73H141ZM54 69H56V70H54ZM102 69H103V71H102ZM84 70H86V69H84ZM166 70L169 72H167ZM42 71H43V69H42ZM68 71H70L71 75L74 74V72L76 75L74 74L71 76ZM72 71H73V73H72ZM87 72H89V71H87ZM92 72L94 75L95 72L94 71H92ZM182 72L185 75H183ZM51 73L53 75H51ZM80 73H79V75H80ZM104 73H106V71ZM63 74H64V76L62 77ZM103 74H100V75H103ZM106 74H107V78H106V76H104L105 80L110 78V76H109L110 73H106ZM85 75L88 76V74H86V72L84 74V78H86V80H87L88 77H85ZM93 75H90V76H93ZM179 75H181V76H179ZM33 76L36 77L37 74H33ZM66 76H67V78H66ZM145 76H147V74H145L143 76V78ZM195 76H197V78ZM80 77H82V76H80ZM80 77L77 75L75 77L76 79H74V81H73V84H74V82H77L75 80H78V82L79 81L82 82L81 79L83 77L81 79H80ZM93 77H94V80L98 79V77H96V78H95V76H93ZM102 77L100 76V79ZM178 77H179V79H178ZM77 78H79V79H77ZM176 78L179 81L178 80L176 81ZM172 79H173V81H172ZM90 80H91V77H90ZM105 80H103L104 83L106 82ZM69 81L70 80H68V82ZM100 81H102V80H100ZM149 81L150 80H148L146 82V85L148 86L149 83L152 84V88L156 92L157 87H158V85H155L156 80L155 81L152 80L150 82ZM180 81H181V83H180ZM183 81H185V82H183ZM65 82H67V81H65ZM103 82H102V84H103ZM185 83H186V85L184 86ZM190 83H191V85H190ZM199 83H200V85H198ZM57 84H59V83H56V85ZM60 84H62V83H60ZM60 84H59V87L61 88L64 85V81H63L62 86H60ZM66 84H68V83H65V85ZM71 84H72V82H71ZM76 84H74V86H76ZM179 85H180V88H179ZM204 85L206 86V89L208 91L206 89H204L205 88V87H203ZM66 86H63V88H65ZM191 86L193 88H191ZM12 87H14V86L12 85ZM12 87L10 89H13ZM36 87L38 88V86H36ZM46 87L47 86H45V87L41 86V91H43L44 89H45V91L47 89L48 90H51L52 88L55 89L53 86L51 88V85L49 86V88H51V89H49V88L46 89ZM55 87H57V89H58V86H55ZM76 88H78V87H76ZM57 89H56V91H54V90L53 91L57 92ZM154 91H152V92H154ZM194 91H196V92H194ZM46 92H48V91H46ZM51 92H52V90H51ZM54 92H52V93H54ZM197 92H199V93H197ZM205 92L206 93L208 92L207 94L212 95V97L209 98ZM194 93H196L198 95H196ZM192 95H193V97L194 96L195 97L192 98L191 97ZM202 95L206 96L208 98V100H205L206 97H204ZM215 95H216V97H215ZM196 96H198V97H196ZM199 97H200V99H199ZM201 97L203 99H201ZM191 98H192V100H191ZM211 99H212V101H211ZM153 100H154V98H153ZM193 100L194 101L197 100V101L194 102ZM206 101H208V102H206ZM200 102H203V103L206 102V105L203 103L201 104ZM185 103H187V104H185ZM198 103L203 105V106L200 107L199 105H197ZM212 103H214V104H212ZM195 104H196L197 108H196ZM207 104H208V106H207ZM209 105H211L212 107L210 106L211 108H209ZM206 106H207V109L209 108V111L211 109H212V111L208 112V110H205L204 107H206ZM147 107H148V109L150 107V109L149 110L145 109ZM152 108L155 111H152L153 110ZM199 108H202V111ZM175 110H181V111H175ZM195 110L196 111L200 110L201 112H199V111L196 112ZM241 110H243L242 111L243 113H241ZM133 111L131 112L132 115H130V116H132V118L129 117L128 116L129 113L126 112V113H124L125 117L122 116L119 119H123V118L125 119L127 117V119H125V121L127 120L126 121L127 124H131L132 120L134 122H135V120L137 121L138 119L137 118L135 119L136 114H133ZM184 111L185 112H188V111L194 112L192 114L194 116V117L192 116V119L195 118V121L192 122L193 120H191V117L188 118V119H190V120H188L187 118H185V115H182V114H181L182 116H179V113H182ZM220 111H221V113H220L221 117L219 114ZM237 111H239L240 113H238ZM256 111L258 112V114H256ZM191 112L189 115H188V113H186V115L191 116ZM249 112H250V115H248ZM58 113H59V115L62 116V114H61L62 112L61 113L58 112ZM141 113H143V114H141ZM162 113H163V115H161ZM203 113H205L204 116L208 115V117H211L212 120H211V118H208V120H207L206 116L205 117L203 116ZM215 113H216V115H215ZM169 114H170V116H169ZM199 114L202 115L204 119L206 118V120H205L206 124L205 125L207 127L204 126L203 123H205V121L202 122L203 119L199 118L201 120L200 122H202V124H203L202 126H201L200 122L197 123L199 120L197 119L198 116L195 117V115H199ZM255 114L257 116L261 117V120H259L258 119L259 117H256ZM140 116L142 118H140ZM157 116L159 117L160 120H157L158 119ZM178 116H179V118L181 117L182 120H180L181 118L179 119ZM188 116H186V117H188ZM152 117H153V119H154V117H156V119L152 120ZM168 118L169 119L172 118V123L174 121L173 125L170 124L171 125L170 127L167 125V121H166V119H168ZM234 118L237 120L234 121ZM244 118H245V120H243ZM247 118H248L249 122H252L250 124H252L254 127H250V129H249V127H247V125L245 124L246 126L241 127V129H240V126L238 128L237 126L240 125V124H238L240 120H241L240 123L243 120V125H244V122L245 123L247 122V124H248ZM255 118H256V121L254 120ZM130 119H132V120H130ZM169 119H168V121H169ZM196 120H198V121L196 122ZM219 120H224V122H223V124L225 123L224 128L227 131H224L223 128L221 130L220 124L217 125V123H215ZM156 121H158V124H156L157 123ZM183 121H185L188 124H184ZM213 121H214V123H211ZM261 121L263 123H261ZM169 123H170V121H169ZM190 123H191V126H189ZM193 123H194V125H193ZM218 123H220V121ZM196 124H197V126H196ZM213 124L217 125V127L216 126L214 127ZM227 124H228V126H227ZM250 124H248V126ZM150 125H151V127H150ZM259 125L262 127L261 132H260V127H258ZM200 126H201V128H200ZM141 127H143V128H141ZM193 127H195L197 130L196 129L194 130ZM197 127L201 130H198ZM227 127H229V129ZM257 127L259 130L256 133ZM162 128H164L165 130L163 131ZM242 128L243 129L245 128V129L242 130ZM246 128H248V129H246ZM187 129L192 135L188 134L189 132H187ZM231 129L234 132L231 131ZM200 131H202V132H200ZM254 131H255V134L253 133ZM169 133L168 134L166 133V134L169 135ZM223 133L224 134L227 133V134L224 135ZM171 134H170V136H172ZM190 135L192 137H193V135L197 136V137L196 138L193 137V138H195V139H193V138H190ZM220 135H221V137H219ZM157 137H155L154 139L157 140L158 139ZM172 137H174V136H172ZM159 139H160V137H159ZM159 139H158V141H162L163 137L160 140ZM206 140H207V142H206ZM215 140H217V141H215ZM219 140H221L222 142ZM208 141H209V143H208ZM212 141H213V143H212ZM261 144H262V146H261ZM207 145H208V148L206 149ZM200 149H203V150H200ZM173 152L174 153L177 152L176 155H174ZM255 153H258V154H255ZM144 155L146 156L147 154L145 153ZM258 155H261L260 157H262V159L261 158L260 159L262 162H260V160L257 158ZM174 157L172 159H174ZM159 158L160 159L163 158V160H160V161H163L166 163L168 162V160H164L165 158L163 156H159ZM178 158H179V160L181 159V161L177 164ZM204 160H205V162H204ZM209 160H210V163H209ZM258 160H259L260 164H259ZM185 161H186V163H185ZM207 161L209 164L207 163ZM204 163H205V165H204ZM167 164H169V162ZM207 164H208L209 168L205 167ZM210 164L213 166H211ZM161 167H163V166L160 165L159 171H160ZM189 167L192 170L191 172H190ZM215 167H217V168H215ZM219 167L222 170H220ZM248 167L250 168V170L247 169ZM242 168L243 169L246 168L248 170V172H250L251 169L252 170L254 169L256 171H254V170L251 171L253 174L251 172L250 173H248V172L243 173L244 170ZM162 169H161V172H163ZM188 169H189V171H188ZM202 169H203V171H202ZM207 169H209V170H207ZM210 169H212V171L214 169L215 172L217 171V169H218V171L220 170L219 172L217 171L219 176L221 174L220 172H223V171L226 174L224 176H221V178H220L219 176H216L215 174H213L214 171L210 172ZM200 170H201V172H200ZM240 170H241L243 175L237 174V173H239ZM131 171H132V169H131ZM194 171H196V172H194ZM10 172H12V171H10ZM145 174H147L148 176H146ZM251 174H252V176H251ZM10 175L11 174H9L8 176H10ZM102 175L104 176L103 179L106 178V176H107V174H104V173ZM138 176L140 179H138ZM160 176L163 178V174H160ZM10 177H9V179H12L13 181H15L14 178H10ZM133 177L135 178V175ZM161 177H160V179H161ZM30 179H31V182L34 180L33 183H29L30 185L36 183L35 179H33V178H30ZM150 179H152V181L154 180L155 182L153 181L154 182L153 184L151 183L152 181L149 183ZM213 179H216V180H213ZM164 180L166 181V183H168L167 182L168 180H166V179H164ZM217 180H219V182H216ZM224 180H227V182ZM13 181H11V183H10L8 180H6V181H3V183H2L1 179H0V182L2 183V184L0 183V185H1L0 187H2V188L5 187V188L10 189L11 187L14 186V188H11L13 191L12 190H10V191H12L13 193L15 191H17L18 196L20 193L21 194L20 195L21 200H22L23 194L25 195L24 197H26L27 195H30V196H32V198H34L33 195H35V192H37V191L28 192L29 188H26V186H27L26 184H28V181H22L23 184L25 185V187L22 188L23 187L22 186L21 189H19L21 192L19 190L15 189V185H12ZM103 182L105 183V185L109 189H113V191H115L114 193L116 195H118V196L121 195L122 187L120 185L117 186L115 184L113 186L111 183L107 182V178ZM223 182H225L224 185H223ZM140 183L142 185L141 187H140ZM218 183H219V185H218ZM3 185H4V187H3ZM152 185H156V186L152 187ZM230 187H228V188L226 187V188L230 189ZM233 187H235L236 189H234ZM8 189H5V190H8ZM135 189H134V191H136ZM142 189L145 191L144 194H143L144 191ZM23 191H24V193H22ZM88 191H91V190L89 189ZM12 192L9 194H11V196L13 195L14 199L11 198V196H9L10 198L8 197L9 198V200H8L7 195L5 193L0 194V196L1 197L4 196V198H6V200H8L9 202H11V200L23 202V201H20V198H18V199L15 198V196H14L15 194H13ZM55 192L56 191L53 190V193L55 194V196H57V192L56 193ZM37 193L40 195V199L41 198L47 199V197L45 196L46 195L45 191H41V192L38 191ZM37 193L35 195L36 198L38 197ZM249 193L251 194L250 196H252V197H253V195L255 196L253 198L256 200V202L257 201H260V202H257V204L255 202V204H254V202L252 200H250L252 202V204H251V202L248 199ZM30 196H27L28 198L26 197L28 200L25 203V205H27L29 203V199H32ZM43 196H45V198ZM191 197H193V196L191 195ZM262 197H264V196H262ZM4 198L2 200H4ZM245 198H247V199H245ZM249 198H251V197H249ZM256 198L259 200H257ZM25 199H24V201H26ZM40 199H35V201H36V202L34 201L35 203L31 200L30 201L33 203V205L34 204L38 205V203H39V205H41V202H37V201H40ZM43 199L41 201L44 203ZM115 199H116V197H115ZM221 199H223V201L226 202L225 205H224L223 201L220 202L221 204L218 203L219 201H221ZM224 199H227L228 201L224 200ZM243 199H244V201L246 200V203L250 202L249 205L245 204ZM47 200H51V199H47ZM47 200H45V201H47ZM183 200H185V201H183ZM231 200H234V201H231ZM115 201H117V199ZM215 201H217V202H215ZM14 202H11L10 203L11 206L8 207L12 211H10V209H8L7 211H10V212L7 213L6 215H5V212H7V211H5V212L3 211L4 215H0V217L4 218V216L8 217L9 215H12V212H14L12 209L13 208L12 205ZM31 202H30V205H32ZM51 202L53 203L52 200H51ZM51 202L48 201V203L47 202H45L44 204L42 203L43 207L47 206V204H50ZM242 202H244V203H242ZM0 203H2V202L0 201ZM52 203H51V205H52ZM81 203H83V202H81ZM16 204H17L16 206H18L19 203H16ZM20 204H22V203H20ZM117 204H119V203L116 202L115 207L118 206ZM226 204L229 207H227ZM83 205H85V204L83 203ZM92 205L94 207H92ZM134 205H136V204H134ZM220 205H221V207H220ZM33 207H31L32 211L30 209L31 213H30V211H27L25 209L26 212L24 214L23 213L24 211H22V209H21V215L25 216V218L28 217L27 219H28V222L30 221L29 222L30 224L35 219L36 220L38 219L41 221H43L44 217H45V220L47 219V214H49V213L45 212L43 210L44 208H41V209L36 208L35 209ZM47 207H45V208H47ZM5 208H7V207H5ZM14 208H15L14 210H17L16 209L17 207H15V205H14ZM152 208L155 209L157 212H155V210H152ZM93 209H94V211H93ZM148 209H150V208H148ZM39 211H40V213H39ZM49 211H52V209L50 208ZM111 211L113 212V210H111ZM15 212L16 213H13V215L19 214L17 211H15ZM80 212H81V214H80ZM49 215H51V213ZM107 216H109V215H107ZM123 216L125 217L127 215H123ZM123 216H121V217H123ZM49 217H48V219H50ZM109 217L112 218L113 215H111ZM114 217H116V219H117L116 214L114 215ZM0 220H2L4 224L6 223V222H4L5 220H3V219H0ZM127 220L129 222H127ZM130 222H132V224H130ZM62 223H64L61 225L62 228H60V227L57 228L58 225L61 224V223H59L52 229L53 231L52 230L46 231L43 229L46 232H43V230H42V232L43 233L51 232L49 234H45L47 237H48V235H54L56 233L55 231H57L58 229L61 230V233H62L61 235L64 237L65 236L70 237V234H71L72 238H70L68 240V242L67 241L64 242L66 245L63 244V242H61L60 245L61 246L63 245L62 248H61V246L60 247L58 246V248L57 247L55 248L56 251H59L61 254L63 253L64 256L68 257L69 256L68 254H72V255L77 254L76 253L77 250L75 248L77 247V249H78L79 247L75 244L76 242L71 243L72 241H75V239H76L75 238L76 235L74 234L75 233V231H74L75 227L69 226L66 222H62ZM67 226H68V228H65L66 230H64V227H67ZM136 227L138 229H136ZM133 228H131V229H133ZM45 235L42 236L43 240H44L43 237ZM46 236H45V238H47ZM93 236H96V237H93ZM146 236H147V238H146ZM39 237H41V234H40V236H39V234L37 235L38 239H40ZM124 237H126V238L128 237V238L125 239ZM47 240H48V238H47ZM97 241L94 243H97ZM99 241H98V245H100ZM137 242H139V243H137ZM67 245L69 247H67ZM72 245H74V247ZM75 245H76V247H75ZM118 245H119V247L121 246L119 248V250H118ZM95 246H96V244H95ZM100 246H102V244ZM210 247H219V249L214 250ZM59 248H60V250H59ZM63 248H64V250H66L67 253L64 254L65 251L64 252L62 251ZM37 249L31 248L29 250V252H26L24 254L18 252L17 254H18V257L20 256V258H22V259H24L27 256V257H30V259L32 260L31 254L34 252V254L36 255ZM221 249L235 250V252L232 255L221 256L219 253H217V251H220ZM10 250H11V248H10ZM44 253H46V251H44ZM44 253H41V254H44ZM163 255H164V253L162 254V257H163ZM23 256H24V258H23ZM164 257L167 258L168 256L164 255ZM166 258H164V259H166ZM192 258H194L193 259L194 261L192 260L193 262L191 261ZM228 258H230V259H228ZM30 259H28L29 261L26 260L27 263H25V260H24V262H22L23 260H21L20 262H22V264H33V263L35 264L34 260L31 261ZM41 264H44V263H41Z\"/></svg>",
  "mask_w": 264,
  "mask_h": 264
}]
</instances>
